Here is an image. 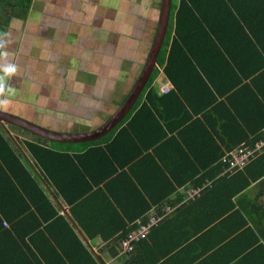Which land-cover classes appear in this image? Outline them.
Instances as JSON below:
<instances>
[{"label": "trees", "instance_id": "16d2710c", "mask_svg": "<svg viewBox=\"0 0 264 264\" xmlns=\"http://www.w3.org/2000/svg\"><path fill=\"white\" fill-rule=\"evenodd\" d=\"M223 1L179 0V13L182 7L185 15L192 12V23L201 21L199 29L205 28L213 14L219 15L218 11L224 12L225 18L232 13L237 14L235 21L240 29L246 35L253 33L251 27H244L247 23L244 12L248 9L264 14V4L260 3L264 0H226L220 8ZM29 8L30 4L23 6V13H27ZM225 18L221 16L214 21V26L207 30V39L203 42L217 52L225 36L228 37ZM176 23L172 45L168 50L170 24L158 58L165 76L172 82V85H168L169 92H161L163 83L156 89L161 72L155 69L133 107L136 111L141 101L146 99L141 108L137 112L133 111V116L127 115L120 122L121 125L116 127L119 130L110 132L105 141L92 145L86 143L90 146L89 150L81 155L71 157L70 154L58 153L57 148L44 147L46 140L38 136H35L37 139L34 142L25 141V149L35 166L45 169L53 158L59 163L69 157L63 162L65 171L68 168L67 162H72L78 170L77 177L84 182L67 184L65 176L58 171L55 175L50 172V179L57 192L51 198L49 194L52 190L42 188L31 176L26 167L28 164L21 159V152L15 146L16 139L8 133L5 136L0 132V264H105L91 250L90 241L99 238L105 244L118 235L123 239L128 232L137 228L138 219L144 222L153 206L161 204L158 209L161 212L163 202L171 197L165 206H180L151 230L147 240L154 241L174 232V228L168 229L173 224L176 227L177 224H203L192 232L186 230L188 238L195 236L199 241H206L213 228L218 232L229 227L221 240L226 244H219L217 239L215 245L209 247H216L213 248L214 252L217 250L209 260L215 258L220 264H244L243 261L248 264L256 258L254 264H264V226L259 228L256 224H249L255 212L253 205L249 210L252 211L249 214L251 218L238 205L239 197L243 200L247 198L244 193L254 183L262 188L264 194V146L243 169L236 168L229 172V162L225 161V158H232V154L240 147H254L256 142L264 140V124L258 128L261 131H251L242 115L230 112L232 117L224 119L220 116V121L224 123L221 129H214L215 123L210 122L218 121L217 112L222 109L220 105H215L216 96L209 100L211 94L204 89L212 91V83L208 80L210 72L204 67L209 60L193 64L181 58L179 39L190 27L186 28L181 19ZM233 23H229V28ZM260 101L264 105V100ZM174 104L179 106L180 113L172 114L176 119L170 118L173 121L179 116V124L172 132L179 128L182 141L171 136L159 144H156L155 139L151 145H146L143 133L137 127L138 121L144 116L147 123H150V119L158 120L156 116L168 113L170 107L177 110ZM192 115L198 117L196 120L201 121V127H196L197 122H192ZM182 116L183 120L180 119ZM103 142L105 144H101ZM119 152L125 153L119 156ZM90 158L91 163L84 161ZM119 180L118 189L114 190L113 184ZM127 182L129 187L121 191ZM191 187L202 188L200 197L181 204L185 197L181 194L185 192L184 189L187 191ZM178 190L182 192L178 193ZM128 195L133 199L130 203L126 202ZM59 198L70 205L69 217L61 215L54 206L53 201ZM92 198L97 201L93 209L98 215L91 217L87 210L84 211L87 219L81 220L78 215ZM195 204L198 206L193 209ZM213 210L215 217L212 219L208 211ZM180 216L185 218L184 222L180 221ZM87 220L95 224L86 223ZM146 239L135 243L133 253L138 247L145 252L143 246L148 244ZM147 247L154 250L158 248L155 244ZM222 252L225 258L220 260L218 257ZM8 256H11L10 260L6 259ZM164 256L159 255L154 261L145 264H159ZM142 257L143 253L135 254L124 264H144L139 262Z\"/></svg>", "mask_w": 264, "mask_h": 264}, {"label": "crops", "instance_id": "0c3cea01", "mask_svg": "<svg viewBox=\"0 0 264 264\" xmlns=\"http://www.w3.org/2000/svg\"><path fill=\"white\" fill-rule=\"evenodd\" d=\"M27 4H30V8L27 13H23L22 7ZM172 4L173 22L171 21L168 50L175 37L177 17H180L181 23L186 28L190 27L179 39L181 58L193 64L209 60L204 67L210 72L208 80L212 83L210 84L212 91L204 89L211 94L209 100L216 96L215 105H220L222 109L217 112L218 121L210 122L215 123L214 129L220 130L224 125L220 121V116L226 119L225 117H232L230 112H234L246 119L251 131H261L258 128L264 124V105L260 101L264 100V14L245 10L244 18L247 23L244 27L246 29L251 27L253 30V33L249 32L246 35L235 21L237 14L232 13L230 17L225 18L224 12L218 11L219 15L213 14L207 20L205 28L199 29L201 21L193 24L192 12L185 15L182 7L178 14L179 0H173ZM162 5L163 0H0V42L4 44L0 52L6 51L7 61L17 66V73L6 79L7 87L4 94L5 98L16 101L18 106L10 110L0 103V112L17 118H20L17 116L18 112L34 114L39 121L36 124L31 123L60 134L73 136L101 129L120 110L142 73L155 38ZM222 7L223 5L220 6ZM221 16L226 20L228 37L225 36L217 52L203 42L207 39V30L213 27L214 21ZM231 21L234 23L229 28ZM137 40L141 42L138 48L135 47ZM159 71L161 73L157 81L165 77L162 66ZM162 82L172 85L169 79ZM1 98L2 96L0 100ZM145 100L141 101L135 112L141 108ZM174 106L177 110L170 107L168 113L156 116L158 120L150 119V123H147L144 116L138 121L137 127L143 133L142 138L146 145H151L155 139L156 144H159L171 136H176L177 140L182 141L179 128L172 132L179 124V116L173 121H170V118L176 119L172 114L180 113L179 106L176 104ZM183 116L180 119L183 120ZM197 118L196 115H192V122H197L196 127H201V121H197ZM10 126L18 130H12ZM94 126L98 128L93 129ZM0 132L16 139L15 146L21 152V159L28 164L26 167L31 176L42 188H49L47 179H50V172L55 175L58 171L65 176L67 184L77 185L84 182L82 178L77 177L78 170L72 162H67L68 168L65 171L63 162L69 157L59 163L53 158L45 169L39 165L35 166L24 146L25 141L34 142L35 139L25 136L19 127L5 122L4 125L0 124ZM129 135L127 133V137ZM99 139L90 142H64L62 144L72 146L68 150L57 148V152L63 155L70 154L71 157L81 155L89 150L90 146L86 143ZM50 142L56 143L52 140ZM84 161L91 163L92 160L90 158ZM119 182L120 180L113 184L114 190L118 189ZM126 186L129 187L128 182L121 191ZM49 189L52 190L49 195L53 198L57 193L56 189L54 186ZM191 189L192 187L187 191L184 189L185 192L181 195L185 197L181 204L197 199H189L188 191ZM180 190L178 193L182 192ZM244 194L247 198L243 200L239 197L238 205L248 216L252 213L249 211L252 205L255 207L253 220H249V224H256L259 228L264 226L262 188L254 183ZM94 198L82 208L84 210L78 215L81 220L87 219L84 213L87 210L90 211L91 217L98 215L93 209L97 203ZM171 199L172 197L165 202ZM53 204L61 215L69 217L71 207L67 202L59 198L58 201H53ZM205 204L208 205V202ZM179 206L173 207L174 211L169 216ZM197 206L198 204H195L193 209ZM208 212L213 219L215 211ZM180 221L184 222L185 218L180 216ZM89 222L95 224L92 220L86 221ZM202 225L177 224L178 227L175 224L169 225L168 229L174 228V232L160 236L154 241L146 239L148 244L143 246L145 252L143 248L138 247L136 252L128 256H121L114 248L113 243L117 238L104 245L101 239L97 238L90 241V244L99 252L105 264H124L127 259L139 253H143L139 262L144 264L154 261L159 255L166 256L162 257L159 264H220L221 262H217L215 258L209 260V257L211 255L214 257L217 252L213 249L216 247H209L215 245L217 239L219 244H226L221 240L229 227H224L218 232L213 228L209 231L206 241H199L195 236L187 237L186 230L192 232ZM149 244H155L158 248L155 250L149 248L147 247ZM207 252L209 255L205 256ZM200 256H203L202 259ZM218 258L220 260L225 258L224 253L222 252ZM6 259L10 260L11 256ZM255 261L256 258L250 260L248 264H254ZM243 262L247 264L246 261Z\"/></svg>", "mask_w": 264, "mask_h": 264}, {"label": "water", "instance_id": "95a60500", "mask_svg": "<svg viewBox=\"0 0 264 264\" xmlns=\"http://www.w3.org/2000/svg\"><path fill=\"white\" fill-rule=\"evenodd\" d=\"M171 5H172V0H163L160 21L158 23V31L154 39L153 45L151 47L150 53L148 55V58L146 60L145 67L138 81L136 82L131 94L126 99L121 109L101 129L92 133L91 132L82 133L73 136L68 134H60L40 128L30 122H27L26 120L8 114H4L2 112H0V124L4 125L5 122H7L23 130L28 131L33 135L60 143L90 142L105 136L123 119V117L131 109V107L133 106V104L141 94L142 90L144 89L145 85L148 83V80L150 79L151 75L153 74L167 34Z\"/></svg>", "mask_w": 264, "mask_h": 264}, {"label": "built area", "instance_id": "2783aa9c", "mask_svg": "<svg viewBox=\"0 0 264 264\" xmlns=\"http://www.w3.org/2000/svg\"><path fill=\"white\" fill-rule=\"evenodd\" d=\"M170 87L168 85L162 86L161 92L167 93L169 92ZM264 140H260L255 143L254 147L244 145L240 147L236 152L232 154V158L229 160L225 158V161L229 162L228 171L232 172L233 169L245 168L256 156V153L263 148ZM202 188H192L189 190V199H196L200 196ZM174 211V208L170 206H163L162 211L156 212L154 214L148 215L146 220L139 221L137 224V228L134 231H130L126 234V236L122 239V248L125 253L131 254L135 249V243L146 239L150 234L151 230L158 226L168 215H170ZM6 225V224H4Z\"/></svg>", "mask_w": 264, "mask_h": 264}, {"label": "rangeland", "instance_id": "374dc122", "mask_svg": "<svg viewBox=\"0 0 264 264\" xmlns=\"http://www.w3.org/2000/svg\"><path fill=\"white\" fill-rule=\"evenodd\" d=\"M226 0H224L223 1V3H222V5L223 4H225L226 2H225ZM157 31H158V28L156 29V31H155V35L157 34ZM140 44H141V42H140V40H137L136 41V43H135V47L136 48H138L139 46H140ZM159 59H160V57H159ZM163 80H168V78L165 76L164 78H162L161 80L159 79V81H157L156 82V89H158V87L159 86H161V85H163L162 83V81ZM5 95L6 94H4L3 96H2V98H1V100H0V102H2V104L7 108V109H10V110H14L15 108H17L18 106L16 105V101H14V100H12V99H9V98H5ZM123 96V95H122ZM122 96H121V98H122ZM3 99V100H2ZM136 105V104H135ZM40 106V105H39ZM134 108L129 112V114L128 115H133L134 114ZM4 113H6V112H4ZM27 113H22V112H18V114H17V116L18 117H20V118H23V119H25V120H27V121H29L30 123L31 122H33L34 124H36L38 121H39V118L37 117V116H35L34 114H29V115H26ZM131 118V117H130ZM130 118L128 119V121L130 120ZM124 121V120H123ZM127 122V120L125 121V123ZM32 123V124H33ZM121 124L119 123L117 126H120ZM116 126V127H117ZM116 127L113 129V130H115L116 129ZM10 128L12 129V130H18V129H15L14 127H11L10 126ZM97 129L98 128V126H94L93 127V129ZM21 130V129H20ZM112 130V131H113ZM116 130H119V129H116ZM111 131V132H112ZM21 132L23 133V134H25V136H27V137H29V138H32V139H35L36 137L35 136H33L31 133H28V132H25V131H23V130H21ZM107 136V135H106ZM37 139V138H36ZM101 140H105V137H103V138H101V139H99L98 141H95V142H91V143H89V144H95L96 142H101ZM41 142H43V141H41ZM72 146V145H71ZM70 145H67V144H56V143H53V142H50V141H45V145H44V147H50L51 149H52V147L53 148H59V149H61V150H68L70 147H71ZM74 146V145H73ZM71 149H73V148H71ZM74 150V149H73ZM123 153H125V152H119V156H121ZM140 170H138L136 173L138 174V172H139ZM48 180V182H49V188H53V183H52V180L51 179H47ZM125 201V200H124ZM133 201V199H132V197L131 196H129L128 195V197L126 198V202H128V203H130V202H132ZM163 203H165V202H163ZM161 206V204L160 205H157V206H153L152 208H151V211L147 214V216L148 215H151V214H154V213H156V212H158V209H159V207ZM139 221H142V220H140V219H138V221H137V223L139 222ZM136 229V228H135ZM134 229V230H135ZM134 230H131V231H134ZM120 236L118 235L116 238V242H114L113 244H115V245H113L114 246V248L116 249V250H118V253L121 255V256H128V255H130L129 253H125L124 251H123V248H122V244H121V242H122V239H120L119 238ZM118 241H119V245H117V243H118ZM103 245H104V243H103ZM91 250L95 253V254H97V255H99L100 257H101V255L99 254V252L96 250V249H94L93 247H92V245H91ZM96 255V256H97ZM123 259H121V261H122Z\"/></svg>", "mask_w": 264, "mask_h": 264}, {"label": "clouds", "instance_id": "9594fccd", "mask_svg": "<svg viewBox=\"0 0 264 264\" xmlns=\"http://www.w3.org/2000/svg\"><path fill=\"white\" fill-rule=\"evenodd\" d=\"M173 1V0H172ZM172 6H173V4L171 5V9H170V16H169V25H168V27L170 26V24H172V23H170L171 22V10H172ZM178 14H179V12H178ZM180 19V17H177V20H179ZM176 20V21H177ZM159 23V22H158ZM177 24V23H176ZM157 28H158V26H157ZM167 33H168V30H167ZM167 35V34H166ZM154 37H156V35L154 36ZM155 39V38H154ZM154 39H153V42H154ZM165 39H166V37H165ZM153 45V44H152ZM4 47V44H3V42H0V48H3ZM7 57H8V53L5 51V52H0V96H3L4 95V93H5V91H6V87H7V85H6V79L7 78H10V77H12V76H14L16 73H17V66L15 65V64H13V63H10V62H8L7 61ZM158 64H159V66H161L160 65V63H159V61H158ZM156 69V68H155ZM155 71V70H154ZM140 77V76H139ZM139 79V78H138ZM138 81V80H137ZM165 85H169V83H166V84H164V86ZM143 91V90H142ZM142 93V92H141ZM141 95V94H140ZM140 95H139V97H140ZM139 97L137 98V100L135 101V103L133 104V106L131 107V109L127 112V114L123 117V119L122 120H124L125 119V117L129 114V112L133 109V107L135 106V104L137 103V101H138V99H139ZM0 103H2V102H0ZM125 103V102H124ZM123 106V105H122ZM139 106V105H138ZM121 109V108H120ZM133 116V115H132ZM132 116H131V118H132ZM114 117V116H113ZM113 117H111V118H113ZM111 118L109 119V120H111ZM130 118V119H131ZM108 120V121H109ZM121 120V121H122ZM107 121V122H108ZM120 121V122H121ZM106 122V123H107ZM119 122V123H120ZM118 123V124H119ZM117 124V125H118ZM116 125V126H117ZM115 126V127H116ZM114 127V128H115ZM113 128V129H114ZM112 129V130H113ZM111 130V131H112ZM110 131V132H111ZM109 132V133H110ZM30 133V132H29ZM92 133V132H91ZM108 133V134H109ZM32 134V133H31ZM33 135V134H32ZM34 136H36V135H34ZM39 137V136H38ZM40 138H42V137H40ZM42 139H44V138H42ZM45 140V139H44ZM46 141H50V140H47L46 139ZM166 204L164 203L163 204V206H165Z\"/></svg>", "mask_w": 264, "mask_h": 264}, {"label": "flooded vegetation", "instance_id": "af4514ba", "mask_svg": "<svg viewBox=\"0 0 264 264\" xmlns=\"http://www.w3.org/2000/svg\"><path fill=\"white\" fill-rule=\"evenodd\" d=\"M146 63V62H145ZM145 67V66H144ZM144 69V68H143ZM156 70H160V66H159V64H158V62H157V65H156ZM143 71V70H142Z\"/></svg>", "mask_w": 264, "mask_h": 264}]
</instances>
